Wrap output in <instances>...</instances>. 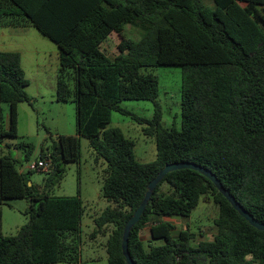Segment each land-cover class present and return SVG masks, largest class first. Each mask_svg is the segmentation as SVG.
<instances>
[{
    "label": "trees",
    "instance_id": "1",
    "mask_svg": "<svg viewBox=\"0 0 264 264\" xmlns=\"http://www.w3.org/2000/svg\"><path fill=\"white\" fill-rule=\"evenodd\" d=\"M2 27H34L57 46L55 101L74 104L76 134L58 135L49 145L45 138L38 159L47 158L49 168L39 172L45 175L39 189L28 185L34 171L0 155V264L81 262L82 201L50 196L65 164L78 163L80 137L106 164L101 196L110 204L95 217L93 234L106 237L107 264H126L124 226L167 164L210 171L264 223V0H0ZM125 27L138 39L126 37ZM114 34L119 41L109 56L102 45ZM160 66L181 69V125L163 128L155 104L144 132L155 141L156 157L141 163L133 142L107 126L112 112L130 114L120 102H155L158 83L148 69ZM27 86L20 54L0 52V104L9 112L4 129L0 106V143L18 136L17 107L32 101ZM24 148L28 161L34 147ZM11 200H27L28 220L4 236L1 208ZM206 200L215 209L211 240L188 226L176 231L168 221L189 218ZM128 252L135 264H264V231L239 216L206 177L176 170L154 189L129 233Z\"/></svg>",
    "mask_w": 264,
    "mask_h": 264
},
{
    "label": "rangeland",
    "instance_id": "2",
    "mask_svg": "<svg viewBox=\"0 0 264 264\" xmlns=\"http://www.w3.org/2000/svg\"><path fill=\"white\" fill-rule=\"evenodd\" d=\"M124 34L131 39H138V33L131 27H125ZM117 35L109 37L102 49L109 55L116 54ZM0 52H18L22 58V69L28 86L25 89L32 99L30 104H19L17 110L16 138H5L0 143V155L16 160V167L26 172L28 167L38 159L41 146L47 138L51 144L58 135L74 136L76 134L75 107L73 103H57L52 85L55 86L59 68L58 48L34 27H2L0 28ZM156 77L158 95L155 102L122 101L120 107L129 115L112 112L107 128H117L134 144V154L141 163L155 160L156 147L152 137L145 135L144 130L150 125L157 106L161 112L160 125L163 128L180 129L181 125V69L177 66H160L148 69ZM54 90V89H53ZM40 94V95H39ZM4 115V129L8 128V105L1 103ZM51 139V140H50ZM80 158L78 163L65 164V174L60 186L50 192L54 197H76L79 195L83 214L81 219V262L79 264H107L105 251L106 237L93 234L96 227L95 217L99 216L108 206L101 196L102 174L106 168L103 160L97 159L90 148L89 141L80 137ZM32 145L34 151L28 161L24 160L25 148ZM45 175L34 171L30 183L37 189L42 187ZM29 209L27 200L7 201L1 208V233L14 236L27 223ZM214 205L210 200L201 201L187 219H168L176 231L188 226L191 232L201 235L204 240H211L215 234L213 220ZM142 239L148 240V230L141 232ZM198 238V237H197ZM155 240L153 245H161ZM147 249V247H146Z\"/></svg>",
    "mask_w": 264,
    "mask_h": 264
},
{
    "label": "water",
    "instance_id": "3",
    "mask_svg": "<svg viewBox=\"0 0 264 264\" xmlns=\"http://www.w3.org/2000/svg\"><path fill=\"white\" fill-rule=\"evenodd\" d=\"M189 169L192 171L198 172L200 175L206 177L217 189V191L226 199V201L231 205V207L241 216L250 226L255 228L258 231H264V223H259L253 217H251L240 205L235 201V199L227 192L221 183L216 179V177L208 170L199 167L193 163H172L167 164L163 167V169L156 175L154 179H152L147 185V191L145 196L138 206V208L134 211L131 218L127 221L124 226L123 234H122V241H121V251L122 255L125 258L126 264H135L128 252V237L131 229L133 226L140 220L149 200L150 197L156 188V186L163 180L166 174L176 171V170H183ZM30 186L31 183H28Z\"/></svg>",
    "mask_w": 264,
    "mask_h": 264
},
{
    "label": "built area",
    "instance_id": "4",
    "mask_svg": "<svg viewBox=\"0 0 264 264\" xmlns=\"http://www.w3.org/2000/svg\"><path fill=\"white\" fill-rule=\"evenodd\" d=\"M49 168V161L47 158L41 160L37 159L33 162L31 166L28 167V170L36 171V172H46Z\"/></svg>",
    "mask_w": 264,
    "mask_h": 264
},
{
    "label": "crops",
    "instance_id": "5",
    "mask_svg": "<svg viewBox=\"0 0 264 264\" xmlns=\"http://www.w3.org/2000/svg\"><path fill=\"white\" fill-rule=\"evenodd\" d=\"M112 36V35H111ZM110 36V37H111ZM20 63H21V67H22V58H21V60H20ZM54 89V90H53ZM55 93V86L54 85H52V93ZM40 95V94H39ZM19 106V105H18ZM17 110H18V107H17Z\"/></svg>",
    "mask_w": 264,
    "mask_h": 264
}]
</instances>
